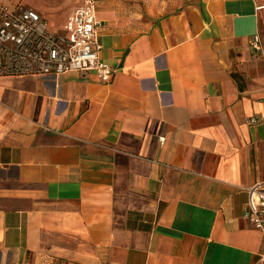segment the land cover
<instances>
[{
  "label": "crops",
  "instance_id": "1",
  "mask_svg": "<svg viewBox=\"0 0 264 264\" xmlns=\"http://www.w3.org/2000/svg\"><path fill=\"white\" fill-rule=\"evenodd\" d=\"M263 5L95 0L109 81L0 76V264H264Z\"/></svg>",
  "mask_w": 264,
  "mask_h": 264
},
{
  "label": "built area",
  "instance_id": "2",
  "mask_svg": "<svg viewBox=\"0 0 264 264\" xmlns=\"http://www.w3.org/2000/svg\"><path fill=\"white\" fill-rule=\"evenodd\" d=\"M99 26L95 0H81L62 24V30L50 27L37 11L22 3L0 2V76L56 77L67 72L91 71L102 82L109 81L114 69L99 57L102 48ZM250 44L260 48L257 34L252 36ZM159 140L163 142L164 137ZM246 205L244 218L264 231L262 183L247 188ZM263 258L264 252L259 261Z\"/></svg>",
  "mask_w": 264,
  "mask_h": 264
},
{
  "label": "rangeland",
  "instance_id": "3",
  "mask_svg": "<svg viewBox=\"0 0 264 264\" xmlns=\"http://www.w3.org/2000/svg\"><path fill=\"white\" fill-rule=\"evenodd\" d=\"M32 1L34 2V0H28V2H30L29 3V5H31L32 4ZM58 23H49V25L50 26H52V27H54V28H59V29H61L62 30V27H61V25L63 24V19H61L60 21H57ZM58 26H60V27H58Z\"/></svg>",
  "mask_w": 264,
  "mask_h": 264
}]
</instances>
